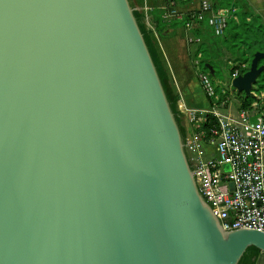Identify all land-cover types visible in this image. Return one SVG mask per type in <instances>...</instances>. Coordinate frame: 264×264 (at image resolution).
<instances>
[{"label": "water", "instance_id": "95a60500", "mask_svg": "<svg viewBox=\"0 0 264 264\" xmlns=\"http://www.w3.org/2000/svg\"><path fill=\"white\" fill-rule=\"evenodd\" d=\"M250 247L264 233L225 231L199 191L129 0H0V264H239Z\"/></svg>", "mask_w": 264, "mask_h": 264}, {"label": "built area", "instance_id": "2783aa9c", "mask_svg": "<svg viewBox=\"0 0 264 264\" xmlns=\"http://www.w3.org/2000/svg\"><path fill=\"white\" fill-rule=\"evenodd\" d=\"M182 0L181 2H187ZM215 0H199L198 8L184 12L171 1L164 21H185L187 43L195 47L194 64L206 98L215 103L207 111L189 108L180 97L187 127L186 151L194 168L200 193L227 231L253 230L264 233V91L247 95L233 81L250 71L251 61L232 65L228 84L212 80L201 68L204 38L194 35L202 24L212 37H222L229 22L228 12L214 7ZM148 25L151 29L148 20ZM156 33V32H154ZM217 104V105H216ZM212 119L208 141L199 127ZM228 167V169H226Z\"/></svg>", "mask_w": 264, "mask_h": 264}, {"label": "trees", "instance_id": "16d2710c", "mask_svg": "<svg viewBox=\"0 0 264 264\" xmlns=\"http://www.w3.org/2000/svg\"><path fill=\"white\" fill-rule=\"evenodd\" d=\"M172 0H162V5L155 6L149 13V16L134 10L135 17L138 21L139 27L144 35L145 41L159 73L161 82L163 84L168 101L171 105L172 111L176 116V120L181 130L183 140L186 143L187 129L182 121L180 113L178 111L179 97L172 89L170 76L161 58V55L157 49L153 34L156 32L159 35H163L170 30H176L184 28L185 21L175 20L172 24L164 21V14L166 10L171 8ZM176 4H179L182 0H173ZM214 7L216 9L225 10L228 12L229 22L228 28L225 34L217 40V44L225 49V51H232L235 56V62L238 61H252L256 54L264 53V24L259 16L251 13L245 0H215ZM149 17V23L153 29H149L145 20ZM201 30L207 31L206 25L202 24L195 31L198 36L203 37ZM204 38V37H203ZM205 40V39H204ZM214 41V40H213ZM202 44L201 53L203 60L201 62V68L207 73L212 75L216 74L215 66L213 65V58H209V50ZM209 66V67H208ZM264 66V60L260 62L259 67ZM255 92L264 91V70L258 77L254 86ZM210 105L215 103L210 101ZM217 105V104H216ZM212 126V119L207 116L206 123L202 124L199 129V134H204L205 141H208L209 129ZM190 159V158H189ZM191 162V160H190ZM192 163V162H191ZM194 169V168H193ZM264 256L260 250L255 247H250L239 264H257L259 259Z\"/></svg>", "mask_w": 264, "mask_h": 264}, {"label": "crops", "instance_id": "0c3cea01", "mask_svg": "<svg viewBox=\"0 0 264 264\" xmlns=\"http://www.w3.org/2000/svg\"><path fill=\"white\" fill-rule=\"evenodd\" d=\"M141 1V0H140ZM199 0H188L180 2L178 8L184 12L196 10ZM251 13L259 16L264 24V0H245ZM145 10L149 13L155 6H160L162 3L156 0H143ZM204 34L205 31L201 30ZM156 41L160 46L163 59L166 60L179 96L185 104L199 112L207 111L211 105L206 98L204 91L199 82V69L194 64L195 47L187 43V33L182 28L170 30L163 35L154 33ZM194 35H197L194 31ZM205 35V34H204ZM205 99V104H201L200 99ZM197 102L200 105H197Z\"/></svg>", "mask_w": 264, "mask_h": 264}, {"label": "rangeland", "instance_id": "374dc122", "mask_svg": "<svg viewBox=\"0 0 264 264\" xmlns=\"http://www.w3.org/2000/svg\"><path fill=\"white\" fill-rule=\"evenodd\" d=\"M129 1H130V4H131L133 10H136L138 12H141V13L149 16V12L145 10V7H144L145 5L142 2L143 0H141V1L140 0H129ZM156 2L162 3V0H156ZM148 20H149V17L146 18L145 22H146L148 28L151 29L150 26L148 25ZM204 34L202 35L205 39V41H204L205 45L204 46L206 48H208V50H209V52H208L209 58L208 59H211V57L213 58V55H214V60H215L213 62V65L215 66L216 74L212 75L211 78L215 82L219 81L222 84H228V81L230 78V71L232 69V65L234 64L235 56H234L232 51L227 52V51H225L224 48H222L221 46H219L217 44L216 41L222 37L214 38V37H212L211 31H208V30L205 31ZM152 37L155 41L157 49L161 55V58L164 62V65H165L167 71H168V74L170 76L172 89L174 90L175 94L179 97V101H180V96H179L178 90L175 86L174 80L172 78L169 66H168L166 60L163 59V57H162L161 49H160V46L158 45V43L156 41L155 35L153 34ZM200 102L202 105L205 104V99L202 97V99H200ZM197 105H200V103L197 102ZM178 111H179L180 116L182 118V121L186 127L185 120H184V114H183L181 107H180V102L178 104ZM186 129H187V127H186ZM258 264H264V256H262V258L260 259V262Z\"/></svg>", "mask_w": 264, "mask_h": 264}, {"label": "flooded vegetation", "instance_id": "af4514ba", "mask_svg": "<svg viewBox=\"0 0 264 264\" xmlns=\"http://www.w3.org/2000/svg\"><path fill=\"white\" fill-rule=\"evenodd\" d=\"M259 262H260V259H259L258 263H259ZM258 263H257V264H258Z\"/></svg>", "mask_w": 264, "mask_h": 264}]
</instances>
